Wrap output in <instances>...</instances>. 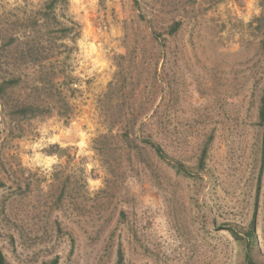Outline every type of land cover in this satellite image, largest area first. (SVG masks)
Segmentation results:
<instances>
[{
	"label": "rangeland",
	"instance_id": "1",
	"mask_svg": "<svg viewBox=\"0 0 264 264\" xmlns=\"http://www.w3.org/2000/svg\"><path fill=\"white\" fill-rule=\"evenodd\" d=\"M0 30V83L21 76L0 101L8 263L246 264L253 226L264 264V0H69L55 14L46 0H0ZM38 39L43 63L20 55ZM51 66L56 85L39 90ZM30 101L54 109L19 115ZM116 118L131 119L129 137Z\"/></svg>",
	"mask_w": 264,
	"mask_h": 264
},
{
	"label": "trees",
	"instance_id": "2",
	"mask_svg": "<svg viewBox=\"0 0 264 264\" xmlns=\"http://www.w3.org/2000/svg\"><path fill=\"white\" fill-rule=\"evenodd\" d=\"M68 5H69V0H46V6L48 7L49 11L52 12V14H55L57 6L63 7L65 10H67ZM180 27H181L180 22L174 23L170 27L169 35H174L176 32L179 31ZM75 29L76 28L73 25L68 26L67 24H62L60 27V30L62 32L61 39H63V40L69 39ZM79 36H80V33L77 31L75 33V38H73V41L76 42V40H77V38H79ZM0 38H2L1 37V30H0ZM152 40L154 41L155 39H152ZM43 45L44 44L41 42L40 39L34 40L32 43V46L27 50V52H21L20 55L23 58H25L26 60L28 59L33 63L46 62V61L50 60L51 57L47 53V49L45 47H43ZM64 46L67 47V45H64ZM261 47L264 50V39L261 43ZM4 48H5V44H3V46H2V51ZM57 78H58V73H57V71H55L54 66H51V68H48L45 73H43V71H40V77L38 78L39 81L37 82L38 83L37 88L39 90H42L43 88H41V86L43 84H45L46 82H48V84H51V85H56L55 81L57 80ZM20 81H21V76L18 75V76L13 77V79H11L9 81L4 80L3 82H1L0 83V101L6 95L8 89L13 87L14 85H17ZM39 86H40V88H39ZM117 87H119L118 90L121 93L125 91L124 90V87H125L124 77L120 78L119 83L117 82ZM133 87H135V85H133ZM58 94H59L60 106L67 107L68 103H67L66 99L62 97V93H58ZM105 99L109 101L108 93L106 94ZM125 102H126V100H125ZM50 104L44 105L41 102L30 101V102H25V103H19L15 106V108H16V112L19 115L28 116V114H29V115L33 116V118H35V117H38L40 115L51 114L52 109H54V107H51ZM57 112L59 115L65 116V113L64 114L60 113V111H57ZM108 119L113 120V117L109 116ZM258 119H259L258 125L264 134V89L262 91V95L260 98ZM114 120L115 121L113 122L112 126L113 127L118 126L120 128H123V129H121L122 134H124L125 137H129L130 131L133 128V126H132L133 122H131V119L130 118H125V119L116 118ZM211 140H212V137L209 138V140L205 143V145L202 149L201 156H200V162H199V168L200 169L205 168L206 160L208 158L209 144H210ZM146 144L155 152L156 156L161 161L169 163L170 165H172L178 173L183 174L185 176H191L189 169L183 163H181L179 161H175L174 159L170 158L169 155L166 153V151L163 149V147L159 143L152 141V139L150 138V140L146 141ZM231 232L235 237L238 236L234 230L231 229ZM254 232H255V230L253 229V226H252V229H249L245 233V235L247 236L246 256H245L246 264H260V263L256 262L251 255V252L255 246ZM57 263H58L57 259H54L53 261H51L49 263H45V264H57ZM0 264H10L7 262L1 248H0Z\"/></svg>",
	"mask_w": 264,
	"mask_h": 264
}]
</instances>
